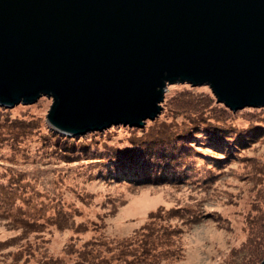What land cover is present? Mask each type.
<instances>
[{
  "label": "water",
  "instance_id": "obj_1",
  "mask_svg": "<svg viewBox=\"0 0 264 264\" xmlns=\"http://www.w3.org/2000/svg\"><path fill=\"white\" fill-rule=\"evenodd\" d=\"M172 82L264 106V0H0L2 105L49 96L67 134L140 127Z\"/></svg>",
  "mask_w": 264,
  "mask_h": 264
},
{
  "label": "trees",
  "instance_id": "obj_2",
  "mask_svg": "<svg viewBox=\"0 0 264 264\" xmlns=\"http://www.w3.org/2000/svg\"><path fill=\"white\" fill-rule=\"evenodd\" d=\"M162 106L161 112L141 127L115 124L104 130L67 135L48 126L41 117L26 119L31 115L27 111L21 117L12 116L10 107L0 104V204L3 211L9 212L12 208L15 213L25 212L11 204L10 199L15 187L29 181L21 179L23 172L15 165L18 154L22 155L16 154V150L26 146L29 149L23 154L25 159L43 157L64 162L83 159L87 168L86 173H82L88 174V180L126 181L133 186L190 184L207 191L225 173L231 159L239 158L236 151L264 139V106H246L233 111L216 102L207 85L172 82L167 85ZM3 147L9 152L3 151L6 150ZM263 168L259 170L262 172ZM260 177L263 179L255 181L259 185L253 195L258 203L264 204L263 173ZM20 189L28 195L27 188ZM181 201L184 200L178 198L175 204L158 205L131 235L119 238L100 234L83 238L78 259L83 264H172L180 258L179 241L183 234L210 214L197 200ZM107 202H113L112 211L121 203L117 198H108ZM257 209L259 212L246 217L250 221L246 237L238 246L230 248L219 264H259L264 259V209L262 212L260 207ZM112 211L109 208L103 214ZM52 212H55L52 217L56 226H73L80 231L82 221L75 222L59 202L52 205ZM44 215L49 216L43 213L42 217ZM16 239L0 241V248L14 245ZM27 246L32 248L30 244ZM39 260L38 264H49ZM15 263L18 262L8 264Z\"/></svg>",
  "mask_w": 264,
  "mask_h": 264
},
{
  "label": "rangeland",
  "instance_id": "obj_3",
  "mask_svg": "<svg viewBox=\"0 0 264 264\" xmlns=\"http://www.w3.org/2000/svg\"><path fill=\"white\" fill-rule=\"evenodd\" d=\"M51 103V97L41 95L32 103L19 102L7 107H10L12 116L21 117L27 111L31 115L26 119L41 117L52 127L46 119ZM28 149L26 146L16 150V154L20 152L22 155L18 154L15 165L23 172L21 179L28 178L29 181L23 183V186H14L15 191L10 199L15 207L22 208L21 211L24 209L22 218V213H15L12 208L8 209L9 212H4L0 204V241L17 238L14 245L0 248V264H38L39 259L49 264H83L78 259L83 238L100 234L119 238L131 235L134 229L145 222L150 211L160 204H175L178 198L184 200L181 203L191 199L197 200L201 208L210 214L207 213L199 223L183 234L179 241L180 258L172 264H219L230 248L238 246L246 237L249 221L246 220L247 215L259 212L258 207L260 212L264 209V204L258 203L253 195L259 185L255 181L257 178L262 180L263 177L260 176L262 173L264 175V139L236 151L237 156L240 154L239 158L231 157L225 173L221 174L214 186L207 191L190 184L133 186L126 181L106 183L101 179L88 180V174H85L87 163H84L83 159L76 161L74 158L64 162L61 159L48 161L43 157L22 158L23 154L28 153ZM261 168L262 172L259 170ZM26 184L28 187H25ZM20 188H27L25 191H28V195L26 196ZM108 198H117L121 202L117 204L116 210L112 211L114 204L107 202ZM58 202L64 210L71 213L75 222L82 221L79 232L73 226H56L58 224L52 217V214H55L52 212V205H58ZM66 204L71 208L65 207ZM103 205L106 207L103 208ZM109 208L112 213L103 214ZM43 213H48L49 216L42 217ZM23 227L26 230H22ZM28 244L32 248L28 249ZM69 245L71 248H67Z\"/></svg>",
  "mask_w": 264,
  "mask_h": 264
}]
</instances>
